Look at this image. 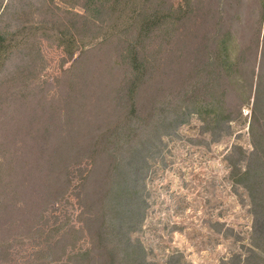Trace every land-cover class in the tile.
<instances>
[{"label": "rangeland", "instance_id": "rangeland-1", "mask_svg": "<svg viewBox=\"0 0 264 264\" xmlns=\"http://www.w3.org/2000/svg\"><path fill=\"white\" fill-rule=\"evenodd\" d=\"M0 81V264H264V0H0Z\"/></svg>", "mask_w": 264, "mask_h": 264}, {"label": "trees", "instance_id": "trees-1", "mask_svg": "<svg viewBox=\"0 0 264 264\" xmlns=\"http://www.w3.org/2000/svg\"><path fill=\"white\" fill-rule=\"evenodd\" d=\"M139 66V63H136L134 65L135 68ZM0 85H2V82L0 81ZM19 97L24 99V92H19ZM0 98L3 100V102L0 99V123H4V117L7 115V108L9 106V102L13 96L11 94L2 95L0 94ZM6 119V118H5ZM264 157V151L258 147L256 143H253V150L251 152V161H260ZM254 167V166H253ZM256 168V166L254 167ZM251 171V173H250ZM253 169L249 168L243 176L250 177L252 174ZM249 194L251 195V203L254 211V229L255 232L259 235L264 233V210L262 211L259 207V200L258 198L254 195L256 194L257 190L254 187H247ZM124 249L126 256H129V253L132 252L134 254V257L132 259L138 260L137 263L134 264H150L149 262L146 261L144 254H143V249L141 248L140 245H135L132 244L128 239H126V242H124ZM88 252H85V254ZM114 264V263H111Z\"/></svg>", "mask_w": 264, "mask_h": 264}]
</instances>
